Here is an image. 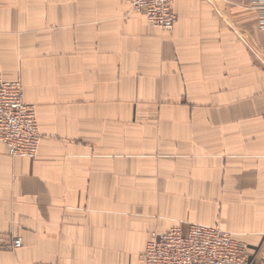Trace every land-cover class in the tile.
Returning a JSON list of instances; mask_svg holds the SVG:
<instances>
[{"label": "crops", "instance_id": "crops-1", "mask_svg": "<svg viewBox=\"0 0 264 264\" xmlns=\"http://www.w3.org/2000/svg\"><path fill=\"white\" fill-rule=\"evenodd\" d=\"M0 0V75L35 158L0 142V264H143L155 232L219 226L264 260V0Z\"/></svg>", "mask_w": 264, "mask_h": 264}, {"label": "built area", "instance_id": "built-area-1", "mask_svg": "<svg viewBox=\"0 0 264 264\" xmlns=\"http://www.w3.org/2000/svg\"><path fill=\"white\" fill-rule=\"evenodd\" d=\"M129 1L132 9L144 14L151 24L165 31L174 29L173 0ZM41 140L36 109L25 101L23 83L0 75V142L12 157L35 158ZM22 245L20 238L0 237L2 249H17ZM247 246L219 226L192 223L186 230L177 226L153 233L142 261L143 264H264V260L248 256Z\"/></svg>", "mask_w": 264, "mask_h": 264}]
</instances>
